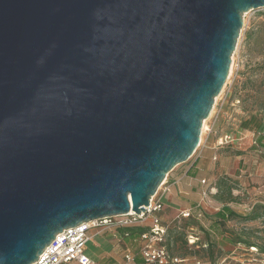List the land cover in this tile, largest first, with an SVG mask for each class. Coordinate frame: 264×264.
I'll return each instance as SVG.
<instances>
[{
  "label": "water",
  "instance_id": "obj_1",
  "mask_svg": "<svg viewBox=\"0 0 264 264\" xmlns=\"http://www.w3.org/2000/svg\"><path fill=\"white\" fill-rule=\"evenodd\" d=\"M264 0H0V264L139 214L192 158Z\"/></svg>",
  "mask_w": 264,
  "mask_h": 264
},
{
  "label": "rangeland",
  "instance_id": "obj_2",
  "mask_svg": "<svg viewBox=\"0 0 264 264\" xmlns=\"http://www.w3.org/2000/svg\"><path fill=\"white\" fill-rule=\"evenodd\" d=\"M211 112L204 120H207L206 129L208 123L214 121L213 129L219 139L224 135L233 137L232 144L223 146L227 148L223 153L224 158L236 156L222 159L226 161L227 173L217 178L209 188L208 198L201 204L210 215L230 206L243 217L226 222L221 228L223 233L218 234L210 230L211 222L206 217L198 220L193 213L191 218L184 219L175 212L163 220L167 227L166 246L189 262L264 264V8L243 14L227 79L214 99ZM245 122L250 123L243 130ZM168 176L157 191L160 187V191L163 190L162 184ZM112 232L119 235L122 242H115L110 236ZM122 233L121 230L91 232V242L102 237L109 241L104 252L94 248L93 251L98 252L93 258L96 263L117 264L126 249L138 250V243L122 239ZM189 238L194 244L189 245Z\"/></svg>",
  "mask_w": 264,
  "mask_h": 264
},
{
  "label": "built area",
  "instance_id": "obj_3",
  "mask_svg": "<svg viewBox=\"0 0 264 264\" xmlns=\"http://www.w3.org/2000/svg\"><path fill=\"white\" fill-rule=\"evenodd\" d=\"M233 142V137L224 135L219 139L218 145L223 147ZM199 146L200 143L197 149ZM205 183L204 180L201 181V185H205ZM160 190L161 187L155 196L150 198L148 206L144 207V211L139 214L129 212L125 215L96 219L63 229L54 236L31 264H97L86 254L87 245L93 237L91 235L93 230H97L98 234L108 230H121L123 232L121 238L126 239L129 237L125 231L127 228L146 223L149 224L148 228L138 237V253L133 254L127 249L122 256V262L119 264H135L137 257L140 259L139 264H202L197 260L189 262L184 258L171 255L167 250V227L159 216L162 210V204L158 199L162 192ZM200 196V203H202L208 198L209 189H203ZM196 209L197 211L194 212L191 209L181 211L180 216L185 219L192 217V214L195 213V217L200 220L203 217L202 210L199 207ZM111 236L117 242H122L119 235H115V232H112ZM188 242L189 245L194 244L192 238H189Z\"/></svg>",
  "mask_w": 264,
  "mask_h": 264
},
{
  "label": "crops",
  "instance_id": "obj_4",
  "mask_svg": "<svg viewBox=\"0 0 264 264\" xmlns=\"http://www.w3.org/2000/svg\"><path fill=\"white\" fill-rule=\"evenodd\" d=\"M213 127L214 121L209 122L205 134L201 137L200 146L196 150L194 158L184 166L175 167L168 174V179H166V182L163 185L164 188L158 196V199L162 204V210L159 214L162 220H164L167 216L175 214V212L180 214L181 211L189 209L193 210L197 207H199L202 211H205V208L200 203L201 191L203 189L212 188V185L217 178L227 173L228 169L225 165L226 161H222V159L234 157L236 155H228L224 158L223 150L227 148H223L218 145L219 137L215 134ZM202 180L206 182L205 185H201ZM133 241L139 245L138 239ZM107 242L109 243V241ZM107 242L103 237L98 241H90V246H87L86 248V254L93 259L95 254L98 253L93 251L94 248L97 247V251H101L103 249L102 252H104V250H107L109 247ZM115 242L117 241L115 240ZM128 251L133 254L138 253L136 248L132 250L128 249ZM139 263L140 259L137 257L135 259V264Z\"/></svg>",
  "mask_w": 264,
  "mask_h": 264
},
{
  "label": "trees",
  "instance_id": "obj_5",
  "mask_svg": "<svg viewBox=\"0 0 264 264\" xmlns=\"http://www.w3.org/2000/svg\"><path fill=\"white\" fill-rule=\"evenodd\" d=\"M250 122H245L242 124L243 130L248 128L247 126L249 125ZM203 214V219L206 217L207 219L210 220L211 226L210 230L213 231L214 233L217 232L218 234H222L223 231H221V228L224 227L226 222L231 221L233 218H242L241 216L235 209L231 208L230 206H224L218 212L210 215L206 211H202ZM247 217V216H246ZM191 218V217H190ZM148 228V225H134L132 227L127 228L125 231L129 234V237L126 238V240H137L139 235L145 231ZM167 247V250L171 255L177 256L173 254L169 247ZM180 257V256H178ZM182 258V257H181Z\"/></svg>",
  "mask_w": 264,
  "mask_h": 264
},
{
  "label": "bare ground",
  "instance_id": "obj_6",
  "mask_svg": "<svg viewBox=\"0 0 264 264\" xmlns=\"http://www.w3.org/2000/svg\"><path fill=\"white\" fill-rule=\"evenodd\" d=\"M231 71H232V66H231V69H230V73H231ZM212 113V112H211ZM211 113H210V115H211ZM207 121V120H206ZM206 121H203V125H202V129H201V135L203 136V133H204V131L206 130ZM201 136V137H202ZM201 137H200V140H201Z\"/></svg>",
  "mask_w": 264,
  "mask_h": 264
}]
</instances>
